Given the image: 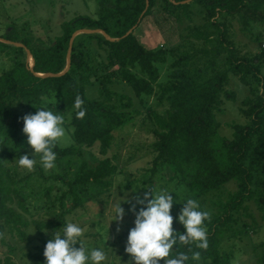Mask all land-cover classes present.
<instances>
[{"label": "trees", "instance_id": "16d2710c", "mask_svg": "<svg viewBox=\"0 0 264 264\" xmlns=\"http://www.w3.org/2000/svg\"><path fill=\"white\" fill-rule=\"evenodd\" d=\"M147 1L149 8L146 10ZM185 1L188 0H162L167 4L166 9L172 8L176 12L180 22L182 14L186 18L191 16L189 9L192 5L202 9L205 25L190 28L191 37L210 46L190 48L181 54L176 50V54H170L176 59L172 66L181 70L176 69L174 76L165 84L159 83V66L167 61L166 50H148L134 33L127 35L151 13L157 0H97L99 17L92 19L86 16L80 20L86 29L101 30L116 40H108L99 34L85 33L82 36L97 39L98 47L108 54L111 67L118 65L121 79L138 99L153 95L156 85L161 88L159 103L167 102L168 111L165 115L148 111L159 128L154 131L159 152L157 160L164 159L175 173L183 175L186 187L195 198L218 191L231 181L237 182L238 191L222 206V214L205 221L208 249L177 245L172 253L175 256L177 251L185 252L189 256L186 264H199L200 259L212 264H231L229 256H221L220 245L226 225L233 220V213L245 201L256 199L264 217V50L259 55L243 54L231 40L230 23L246 10L252 13L255 21L264 24V12L259 14L251 10L250 0H191L187 4ZM253 1H261L264 5V0ZM78 20L63 25V35L52 48L37 50L25 43L24 48L29 49L34 66L29 68L26 63H17L0 76V135L11 130L18 136L24 127L22 117L35 114L38 108L43 107V98L56 93L60 96L59 107L63 111H73L75 143L89 148L100 144V153L107 155L113 141L112 132L127 122L124 110L120 109L132 106L130 96L116 94L106 86L116 74L103 76L99 98L89 99L85 83L91 52L84 46L83 38H78L73 43L68 71L44 78L37 75H57L65 70V53L73 37V23ZM12 39L10 35L6 41ZM134 68L139 69L138 74L132 72ZM231 77L238 79L241 88L243 86L248 91L239 108V114L247 123L231 124L233 135L227 138L219 133L221 123L217 115L224 112L226 101H237L236 92L226 89ZM77 95L84 100L86 115L83 119L76 118L74 102ZM116 100L120 101L119 104ZM23 106L28 109L25 114L20 112ZM20 145L16 149H8L5 143L0 145V221L11 225L24 239L23 228L28 224L8 205L14 198L3 172L7 158H20L25 154L24 147ZM53 151L57 159L77 154L75 146L61 148L57 145ZM115 171L109 159L93 169H87L83 164L75 179L65 182L68 189L62 195L63 199L72 197L79 207L81 199L75 187L92 183L108 189L111 185L109 178ZM176 220L174 218L175 231L184 233V227L176 228ZM62 222L64 226L66 222ZM44 250L34 256L35 264H45ZM197 251L201 253L200 259L193 260L192 254ZM0 264L15 262L7 257L0 259Z\"/></svg>", "mask_w": 264, "mask_h": 264}, {"label": "rangeland", "instance_id": "374dc122", "mask_svg": "<svg viewBox=\"0 0 264 264\" xmlns=\"http://www.w3.org/2000/svg\"><path fill=\"white\" fill-rule=\"evenodd\" d=\"M261 1L250 0L251 10L261 14L264 5ZM162 0H157L151 13L145 16L135 27L134 35L148 50L164 49L167 61L159 66L160 84L169 82L173 73L180 67H173L176 60L170 55L178 50L181 54L190 48H207L203 40L196 41L191 37L190 28L205 25V12L196 5L189 9L191 16L186 18L182 14L181 22L177 20L176 12L172 8H165ZM240 14L230 23L231 40L244 54L259 55L264 49V24L251 16V12ZM97 19L99 6L97 0H0V76L9 71L17 63H26L29 68L34 64L29 49L24 48L27 43L30 48L42 50L54 47L58 38L63 35V25L73 23L75 39L83 38V44L91 52V61L85 92L89 99L99 98L102 78L106 74H116L113 81L106 86L119 95L130 96L132 106L124 110L127 122L112 132V145L106 156L100 153V144L93 147L78 145L74 141L72 118L73 111L62 110L58 103L60 96L51 93L43 98L42 106L54 114L64 117L63 127L65 136L58 142L61 148L75 146L77 154L56 159L55 168L45 173L40 157L34 156V150L27 144V136L20 130L18 136L14 131L7 130L0 135V145L5 143L8 149L24 147V152L30 159H35L34 170L29 172L18 164L19 158H7L3 163L4 179L12 191L14 201L8 203L27 222L23 228L25 238L12 229L11 225L0 221V259L11 257L15 264H35L34 256L45 249L47 242L53 238L56 231L62 233L64 220L82 227V237L89 250L100 249L106 254L103 264H128L131 259L126 253L128 234L135 226L136 215L131 211L133 205L136 212L143 205L137 203L146 191L167 189L173 199L172 215L176 218V228L184 227L178 220L183 207L182 203L188 198L198 201L200 210L208 211L210 216L222 214V206L238 191L236 181L224 185L218 191L195 198L186 187L184 176L175 173L164 160L158 159L156 148L157 139L154 131L158 126L152 120L149 110L166 114L169 109L167 102L159 103L161 88L156 85L153 95L138 99L134 92L121 79L119 67H111L108 54L98 47L96 38H86L83 34H99L86 29L82 17ZM186 18V19H185ZM83 31V32H82ZM12 35V40L6 41ZM73 41V43H74ZM66 56L70 55L69 48ZM73 47V44H72ZM139 69L132 72L138 74ZM226 89L236 92L235 103L226 101L224 112L218 114L221 123V136L230 138L233 123H247L239 114L242 100L248 94L245 87L239 85L238 79L231 77ZM119 104L120 101L116 100ZM125 102H127L125 100ZM27 107L20 108L21 114L27 112ZM109 159L116 168L109 178L108 189L96 184L77 185L76 192L81 199L77 207L72 197L63 199L67 191V181H73L86 164L87 169L96 168L103 160ZM187 174V173H186ZM121 203L125 209L122 221L116 218V205ZM24 207V209H22ZM207 229V228H206ZM264 217L256 204V199H250L240 205L233 213V220L226 225V231L221 241V256H229L231 264H263L264 255ZM77 248L80 244L75 245ZM134 264V262H133ZM163 264V262H161ZM199 264H212L211 261L199 260Z\"/></svg>", "mask_w": 264, "mask_h": 264}, {"label": "clouds", "instance_id": "9594fccd", "mask_svg": "<svg viewBox=\"0 0 264 264\" xmlns=\"http://www.w3.org/2000/svg\"><path fill=\"white\" fill-rule=\"evenodd\" d=\"M83 104L84 100L77 95L74 102L77 119H83L86 115ZM22 119V131L27 136V144L34 150V156L40 157V163L47 173L56 166L57 157L53 149L65 136L64 117L41 107L35 114H27ZM18 164L31 172L36 160L24 154L20 156ZM170 193L173 192L167 189H150L142 199L137 198V203L143 207L138 212L135 205L131 209L136 218L135 226L129 231L125 249L131 257L128 264H186L189 256L183 251H177L173 256L174 246L195 245L201 250L208 249L205 221H210V213L200 210L197 200L188 198L182 203L178 217L186 231L177 233L173 227L174 217L171 213L174 199ZM124 215L125 209L121 207V203L117 204L114 220L122 221ZM84 231L75 223L65 224L62 233L56 231L45 246V264H103L107 259L105 252L100 249L89 252L82 239ZM77 243L80 244L79 248L75 246ZM200 256L201 253L197 251L191 258L199 260Z\"/></svg>", "mask_w": 264, "mask_h": 264}, {"label": "water", "instance_id": "95a60500", "mask_svg": "<svg viewBox=\"0 0 264 264\" xmlns=\"http://www.w3.org/2000/svg\"><path fill=\"white\" fill-rule=\"evenodd\" d=\"M191 2V0H188V1H185L184 3H190ZM149 8V2L147 1V8H146V10ZM146 10H145V12H146ZM144 12V13H145ZM144 13L142 14V17H143V15H144ZM134 30H135V27L134 28H132L128 33H127V35H130V34H132L133 32H134ZM83 32V31H82ZM93 32H100V33H102L104 36H105V38H107L108 40H112V41H115L116 39H113V38H111V37H109L106 33H104L103 31H101V30H97V31H93ZM74 39H75V36H73L72 37V40H71V45H70V48H69V53H70V55L67 57V66H66V68H65V70L63 71V72H61L60 74H57V75H53V74H37L38 76H40V77H49V76H59V75H62L63 73H65L66 71H68L69 69H70V65H71V59H70V56H71V50H72V44H73V41H74ZM29 54H30V56H31V53L29 52ZM34 66V64L31 66V67H33Z\"/></svg>", "mask_w": 264, "mask_h": 264}, {"label": "built area", "instance_id": "2783aa9c", "mask_svg": "<svg viewBox=\"0 0 264 264\" xmlns=\"http://www.w3.org/2000/svg\"><path fill=\"white\" fill-rule=\"evenodd\" d=\"M263 48H264V44H263Z\"/></svg>", "mask_w": 264, "mask_h": 264}]
</instances>
